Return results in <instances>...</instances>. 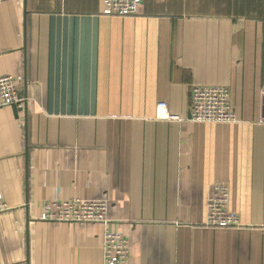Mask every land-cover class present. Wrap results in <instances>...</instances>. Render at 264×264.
<instances>
[{"label": "crops", "instance_id": "0c3cea01", "mask_svg": "<svg viewBox=\"0 0 264 264\" xmlns=\"http://www.w3.org/2000/svg\"><path fill=\"white\" fill-rule=\"evenodd\" d=\"M4 76L28 102L0 108V264H104L101 224L41 221L103 196L129 264H264V0L0 2ZM195 86L228 88L237 123L191 122ZM217 184L240 229L204 226Z\"/></svg>", "mask_w": 264, "mask_h": 264}, {"label": "built area", "instance_id": "2783aa9c", "mask_svg": "<svg viewBox=\"0 0 264 264\" xmlns=\"http://www.w3.org/2000/svg\"><path fill=\"white\" fill-rule=\"evenodd\" d=\"M8 0H0L4 2ZM144 0H103V14L108 17H130L136 14ZM23 77L4 76L0 78V108L26 107L28 99L22 95L17 83ZM264 95V87L262 89ZM159 117L183 121L179 116L168 112L166 103L159 105ZM195 123L235 124L237 114L232 106L231 92L224 86H195L191 90V115ZM230 191L227 185L213 187L207 205V219L204 226L212 228L242 227L240 218L230 212ZM110 199L107 196L95 200L71 199L46 202L43 206L41 221L53 223H97L104 228V264H129L130 243L113 228L110 219ZM5 198L0 193V215L10 211Z\"/></svg>", "mask_w": 264, "mask_h": 264}]
</instances>
